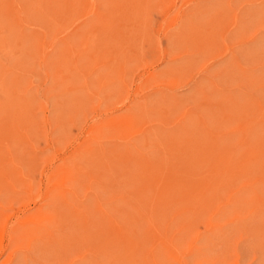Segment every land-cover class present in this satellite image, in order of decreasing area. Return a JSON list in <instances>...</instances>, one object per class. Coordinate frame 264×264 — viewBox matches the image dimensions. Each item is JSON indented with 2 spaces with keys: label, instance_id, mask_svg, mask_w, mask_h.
Returning a JSON list of instances; mask_svg holds the SVG:
<instances>
[{
  "label": "rangeland",
  "instance_id": "obj_1",
  "mask_svg": "<svg viewBox=\"0 0 264 264\" xmlns=\"http://www.w3.org/2000/svg\"><path fill=\"white\" fill-rule=\"evenodd\" d=\"M0 264H264V0H0Z\"/></svg>",
  "mask_w": 264,
  "mask_h": 264
},
{
  "label": "bare ground",
  "instance_id": "obj_2",
  "mask_svg": "<svg viewBox=\"0 0 264 264\" xmlns=\"http://www.w3.org/2000/svg\"><path fill=\"white\" fill-rule=\"evenodd\" d=\"M174 150V149H173ZM17 216V215H16ZM24 216V215H23ZM24 222V221H23ZM8 226V225H7Z\"/></svg>",
  "mask_w": 264,
  "mask_h": 264
}]
</instances>
